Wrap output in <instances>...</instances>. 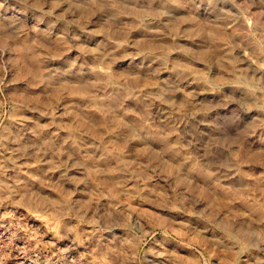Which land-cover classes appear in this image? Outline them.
<instances>
[{"label":"rangeland","instance_id":"rangeland-1","mask_svg":"<svg viewBox=\"0 0 264 264\" xmlns=\"http://www.w3.org/2000/svg\"><path fill=\"white\" fill-rule=\"evenodd\" d=\"M166 1L0 0V264H264V0Z\"/></svg>","mask_w":264,"mask_h":264},{"label":"bare ground","instance_id":"bare-ground-1","mask_svg":"<svg viewBox=\"0 0 264 264\" xmlns=\"http://www.w3.org/2000/svg\"><path fill=\"white\" fill-rule=\"evenodd\" d=\"M148 1H152V3H154L153 2V0H148ZM138 2V0H136V2H135V4ZM155 3H156V5L158 6V7H160V8H162V9H169V3L166 1V0H155ZM135 6H138V5H135ZM88 8V7H87ZM137 8V7H136ZM172 8V7H171ZM134 9V8H133ZM135 11L132 13V17L135 19L136 17H138V16H140L139 15V11L138 10H136V9H134ZM157 10V9H156ZM161 10V9H160ZM172 10V9H171ZM81 12H83V14H87V12H88V10L87 9H83V10H81ZM146 13V12H145ZM144 13V14H145ZM179 13V12H178ZM142 14V13H141ZM177 15V14H176ZM181 15V14H180ZM177 17V19H179V21H183V19L185 18L184 16H176ZM168 18V17H167ZM170 18V17H169ZM170 22H171V19H170ZM175 23V22H174ZM176 24H178L177 22H176ZM175 24V25H176ZM171 26V25H170ZM174 26V25H173ZM172 26V27H173ZM174 28V27H173ZM186 29V28H185ZM175 30V29H174ZM173 30V31H174ZM183 32V31H182ZM219 47H220V45H218ZM224 47V46H223ZM226 49H227V47H225ZM225 49V50H226ZM227 51V50H226ZM220 53V52H219ZM219 53H217V54H219ZM222 53V52H221ZM220 53V54H221ZM224 53V52H223ZM233 60H234V58H233ZM230 61H232V60H230ZM230 63V62H229ZM230 64H232V62L230 63ZM257 65H258V68L259 69H262L263 68V65H264V63H257ZM230 66V65H229ZM228 66V67H229ZM234 66H235V62H234ZM233 65L231 66V68H233L234 67Z\"/></svg>","mask_w":264,"mask_h":264}]
</instances>
